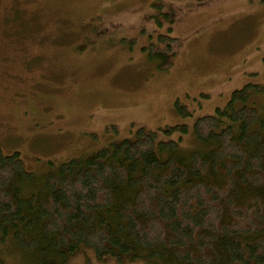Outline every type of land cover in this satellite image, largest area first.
Instances as JSON below:
<instances>
[{
  "label": "rangeland",
  "instance_id": "obj_1",
  "mask_svg": "<svg viewBox=\"0 0 264 264\" xmlns=\"http://www.w3.org/2000/svg\"><path fill=\"white\" fill-rule=\"evenodd\" d=\"M160 33L178 39L166 69L144 50ZM247 84L264 115V0H0V151L36 176L140 127L206 150L195 120ZM60 263L121 264L91 250ZM0 264L38 262L0 228Z\"/></svg>",
  "mask_w": 264,
  "mask_h": 264
},
{
  "label": "trees",
  "instance_id": "obj_2",
  "mask_svg": "<svg viewBox=\"0 0 264 264\" xmlns=\"http://www.w3.org/2000/svg\"><path fill=\"white\" fill-rule=\"evenodd\" d=\"M157 36L144 50L166 69L178 39ZM250 87L195 120L206 150L181 154L178 140L140 127L43 176L19 152L0 151V228L38 264L88 250L121 264H264V115ZM177 129L188 127L164 130Z\"/></svg>",
  "mask_w": 264,
  "mask_h": 264
}]
</instances>
